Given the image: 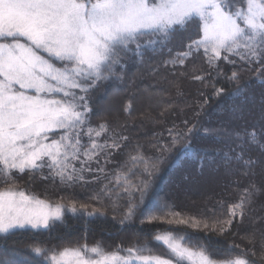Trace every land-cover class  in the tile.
I'll use <instances>...</instances> for the list:
<instances>
[{
  "label": "snow or ice",
  "instance_id": "6c2138e0",
  "mask_svg": "<svg viewBox=\"0 0 264 264\" xmlns=\"http://www.w3.org/2000/svg\"><path fill=\"white\" fill-rule=\"evenodd\" d=\"M188 25L195 26L198 38L189 36L186 51L164 61L165 65L187 67L186 62L192 60L191 79L205 86L211 84L214 97L228 94L225 87H216V78L222 74L235 85L232 95L246 93L249 81L240 84L244 72L253 73V78L264 85V0H0V183L5 185L0 188V233H10L26 225L47 228L50 221L62 218L63 203L53 205L18 190L15 182L9 183L13 180V170L25 173L48 169L50 178L54 182L59 178L65 187L88 183L84 174L93 172L88 162L95 160L99 165L101 155L106 159L111 157L129 139L119 132L109 136L106 122L95 128L89 126L92 109L88 93L105 81L121 79L125 57L130 51L143 56ZM197 57L202 58L206 67L195 66ZM221 61L239 70L227 75ZM213 72L216 77L212 76ZM172 86L182 95L178 86ZM247 99L245 95V102ZM207 104L208 99H204L191 120L184 119L182 126L173 124L167 129L168 142L160 144L161 156L177 150L184 157L193 158L196 153L192 142L196 135H214L231 141L227 144L228 151L223 152L226 164L235 162L246 169L245 175H254L255 166L264 161L250 156L245 159V156L250 147L264 153V92L259 122L242 133L203 127L199 117ZM159 115L163 116L164 112ZM58 133V139L51 138ZM84 136L87 146L83 143ZM102 138L104 142L99 143ZM140 147L137 145V149ZM213 151L222 152V149ZM81 156L86 159L82 161ZM160 158L145 156L140 151L129 155L133 167H141L116 175L114 184L110 180L91 199L97 202L111 199L114 189L121 187L123 181L122 193L131 195L134 189L139 201H127V211L120 223L138 214L149 223L157 220V212L172 207L162 203L158 196L145 204L151 192V177L159 171ZM200 164L203 167V157ZM97 171L104 169L98 167ZM137 172L140 177L133 184L128 173L135 176ZM93 180L100 183L98 176L93 175ZM262 193L264 183L258 186L250 182L242 189L240 199L228 206L229 216L243 218ZM141 204H145L143 209ZM218 206L225 205L221 202ZM87 208V204L77 207L73 202L69 210L77 213ZM97 212L98 209L87 214ZM171 215L169 225L199 226L195 217L184 219L179 218L180 213ZM226 223L230 226L232 219ZM220 231L225 228L221 227ZM154 243L162 244L166 251L152 254ZM238 247L230 246L225 258L216 259L209 246L199 242L193 233L176 228L158 233L152 241L138 242L127 249L117 246L113 251H107L99 243L92 246L84 243L33 247L31 252L37 254L33 256L31 252L5 246L0 250V264H257L253 259L243 258L255 255L250 250H242L232 258L231 253Z\"/></svg>",
  "mask_w": 264,
  "mask_h": 264
},
{
  "label": "trees",
  "instance_id": "16d2710c",
  "mask_svg": "<svg viewBox=\"0 0 264 264\" xmlns=\"http://www.w3.org/2000/svg\"><path fill=\"white\" fill-rule=\"evenodd\" d=\"M189 36L192 39L198 38L194 25L178 29L169 40L156 44L155 50L150 48L143 56H137L130 51L125 57L122 78L105 81L88 93L89 107L92 109L89 126L95 128L98 124L106 122L110 129L109 136L119 132L129 138L126 146L113 151L111 157L106 159L101 155L99 165L95 160L88 162L93 170L92 174H84L88 183L80 182L65 187L59 183V178H56L55 182L50 178L48 169L38 172L26 170L25 173L13 170V180L9 183L15 182L18 190L48 200L53 205L63 203L65 210L62 218L50 221L47 228H23L10 233H0V250L7 246L27 253L37 246L56 248L84 243L92 246L99 243L107 251H113L117 246L127 249L138 242L152 241L158 233L178 228L193 233L199 242L207 244L216 254V259L225 258L228 248L236 245L239 247L231 253L232 258L239 256L242 250H250L255 255L243 258L264 264V193L255 198L243 218H231L227 211L228 206L240 199L242 189L250 182L258 186L264 183V164L255 166L254 175H245V168L235 162L229 166L224 161L223 152L228 151L227 144L231 141L218 139L214 135L205 136L203 133H198L193 139L195 157L186 158L177 150L161 156L160 144L168 142L167 129L172 128L173 124L182 126L181 121L184 119L191 120L194 112L199 109V103H203L204 99H208V104L199 117L203 127L242 133L246 127L260 120L261 93L264 92V85L253 78V73H243L240 84L245 85V81L249 83L246 85V93L242 95H232L235 85L225 80L223 74L217 77L216 87H225L228 94L214 97L211 95V84L205 86L191 79L192 60L186 62L187 67L173 68V65L163 63L177 53L186 51V45L190 42ZM195 66L206 67L200 57L196 58ZM221 68L227 75L239 70L224 61H221ZM212 76L216 77V73L213 72ZM173 84L178 86L182 95L178 94L177 87L172 86ZM162 111L164 115L160 116ZM51 138L58 139L59 133ZM103 142L102 138L99 143ZM83 143L87 146L86 136L83 137ZM137 145L141 147L137 149ZM215 149H222V152L213 151ZM236 150L239 151V148ZM137 151L148 157H161L158 162L159 171L151 177V192L145 204L150 202V198L158 196L162 203L172 207L164 212H157L158 219L151 223L146 217L138 214L121 224L120 220L127 211V201H139V194L134 189L131 190V195L123 194L124 185L121 181V187L114 189L111 199L102 198L97 202L91 197L110 180L114 184L116 175L127 172L129 168L136 171V168L141 167L137 165L134 168L128 160V156L136 155ZM249 156L264 161V153L257 147L248 148L245 159ZM200 157L204 158L203 167ZM209 158L213 163L209 164ZM85 159L86 157L81 156L82 161ZM76 167L79 169L80 164ZM98 167L104 171H97ZM93 175L100 178V183L93 180ZM139 177V172L135 176L128 173V179L133 184L138 182ZM3 187L5 185L0 183V188ZM117 193L121 195L117 196ZM73 202L77 207L87 204V211L72 213L69 209ZM221 202L224 207L218 206ZM145 204H141V209ZM96 209L99 210L96 214H87ZM172 213H180L179 218L184 219L195 217L199 226L193 228L191 223L169 225L167 221L173 219ZM229 219H232L230 226L226 223ZM141 220H144L143 224ZM221 227L225 228V231L221 232ZM152 247V254H163L166 251L160 243H154ZM31 254L37 255L34 252ZM120 254L127 255L126 252ZM37 259L42 260V257L37 256Z\"/></svg>",
  "mask_w": 264,
  "mask_h": 264
},
{
  "label": "rangeland",
  "instance_id": "374dc122",
  "mask_svg": "<svg viewBox=\"0 0 264 264\" xmlns=\"http://www.w3.org/2000/svg\"><path fill=\"white\" fill-rule=\"evenodd\" d=\"M24 228H33V227H31V225H26ZM37 228H45V227L40 226V227H37ZM37 228H35V229H37ZM17 229H23V228H17ZM185 264H187V262H185Z\"/></svg>",
  "mask_w": 264,
  "mask_h": 264
}]
</instances>
